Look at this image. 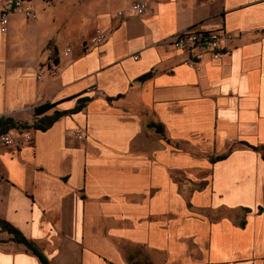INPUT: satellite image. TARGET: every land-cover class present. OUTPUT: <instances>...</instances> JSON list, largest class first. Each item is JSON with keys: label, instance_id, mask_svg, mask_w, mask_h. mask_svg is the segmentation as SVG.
I'll return each mask as SVG.
<instances>
[{"label": "crops", "instance_id": "0c3cea01", "mask_svg": "<svg viewBox=\"0 0 264 264\" xmlns=\"http://www.w3.org/2000/svg\"><path fill=\"white\" fill-rule=\"evenodd\" d=\"M131 1L0 0V219L48 264H264V0ZM10 236L0 264H42Z\"/></svg>", "mask_w": 264, "mask_h": 264}, {"label": "built area", "instance_id": "2783aa9c", "mask_svg": "<svg viewBox=\"0 0 264 264\" xmlns=\"http://www.w3.org/2000/svg\"><path fill=\"white\" fill-rule=\"evenodd\" d=\"M7 7L14 12L20 13L28 18H34L36 13L33 10L30 0H4ZM131 9L138 15L142 14L147 7V0H132L130 2ZM8 8H0V31H5L8 22ZM116 11L115 13H119ZM104 32L100 29H96L94 34L89 37L91 42L99 41L103 39ZM233 34L223 31L219 28L211 30H197V29H183L175 33L171 40V45L175 48L182 50H188L194 46H201L211 50V54L217 57L221 54V50L218 47L220 40L232 37ZM69 51V47H65L63 53L66 54ZM38 76V74L36 75ZM72 134L80 138L82 137V131L79 129L72 130ZM27 132L22 133V138H28ZM14 138L5 131H0V144H12Z\"/></svg>", "mask_w": 264, "mask_h": 264}, {"label": "trees", "instance_id": "16d2710c", "mask_svg": "<svg viewBox=\"0 0 264 264\" xmlns=\"http://www.w3.org/2000/svg\"><path fill=\"white\" fill-rule=\"evenodd\" d=\"M53 105V102L46 101L44 103H41L34 107V114H40L47 109H49ZM63 111H55L52 116L46 117L45 121L46 124H39L37 126H34L39 129H44L47 127L55 118H57ZM7 124L14 125V122L11 121L9 118L7 119H0V125H2L4 128L7 127ZM254 148L256 146H253ZM261 149L263 150L261 153L262 158L264 159V143L261 145ZM221 156H217V158H220ZM0 230H4L7 233H10L11 239L21 242L24 244L25 248L30 250L32 253H34L42 264H48L46 258L43 256V254L34 246V244L28 240L26 237L23 236V234L13 225H11L9 222H6L5 220L0 219Z\"/></svg>", "mask_w": 264, "mask_h": 264}, {"label": "rangeland", "instance_id": "374dc122", "mask_svg": "<svg viewBox=\"0 0 264 264\" xmlns=\"http://www.w3.org/2000/svg\"><path fill=\"white\" fill-rule=\"evenodd\" d=\"M48 28V24L46 21H44L43 25L40 26V33L44 32V30H46Z\"/></svg>", "mask_w": 264, "mask_h": 264}]
</instances>
